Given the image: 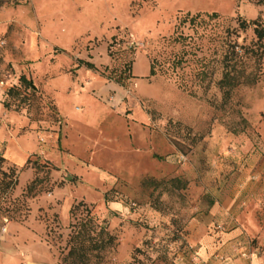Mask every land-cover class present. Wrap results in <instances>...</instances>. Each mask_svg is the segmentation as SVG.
I'll list each match as a JSON object with an SVG mask.
<instances>
[{"label": "rangeland", "instance_id": "1", "mask_svg": "<svg viewBox=\"0 0 264 264\" xmlns=\"http://www.w3.org/2000/svg\"><path fill=\"white\" fill-rule=\"evenodd\" d=\"M1 1L0 264H61L80 202L116 236L102 264L192 262L215 201L264 160V50L244 59L256 83L229 96L219 84L229 44L255 40L240 21L264 20V4ZM38 245L45 253L31 252Z\"/></svg>", "mask_w": 264, "mask_h": 264}, {"label": "crops", "instance_id": "2", "mask_svg": "<svg viewBox=\"0 0 264 264\" xmlns=\"http://www.w3.org/2000/svg\"><path fill=\"white\" fill-rule=\"evenodd\" d=\"M8 142L9 156L24 163L27 149L19 140L10 138ZM238 174V181L228 185L225 199L215 201L193 260L187 264H264V160ZM24 233L33 242L41 240L34 232ZM34 251L45 253L46 248L38 245L31 249ZM41 264H49L48 259Z\"/></svg>", "mask_w": 264, "mask_h": 264}, {"label": "trees", "instance_id": "3", "mask_svg": "<svg viewBox=\"0 0 264 264\" xmlns=\"http://www.w3.org/2000/svg\"><path fill=\"white\" fill-rule=\"evenodd\" d=\"M12 1V0H7ZM258 4H264V0H256ZM14 4H20L23 0H13ZM3 1L0 0V5ZM217 13H212L211 18L217 17ZM199 15H194L190 18V22L194 21ZM189 16L181 19V23H187ZM239 26L242 30L252 28L255 40L252 46H245L244 49H238L236 43H230L226 56L230 57L234 62L232 65L226 64L223 77L219 84L226 88V95L235 87L241 84H254L258 81L259 75L256 71H247L244 64L245 58L253 57L256 61H261L264 50V20L258 17L253 20L243 19ZM175 37L174 40H179ZM227 58V57H226ZM227 60V59H226ZM89 67H94L93 63H87ZM231 64V63H230ZM158 72L156 67V59L151 61V75L154 76ZM22 85L25 88L36 89L34 83L28 80L25 76L20 78ZM10 92H19V89L14 87ZM7 175L6 171H3ZM72 222L70 223V234L67 240L66 247L61 255V264H102L104 261L105 252L114 248L116 245V236L109 229L105 221H101L92 210L84 203L80 202L73 205L70 210ZM141 250V249H137ZM150 261V263H149ZM149 261L134 258L133 261L127 264H156L155 260L149 257Z\"/></svg>", "mask_w": 264, "mask_h": 264}, {"label": "built area", "instance_id": "4", "mask_svg": "<svg viewBox=\"0 0 264 264\" xmlns=\"http://www.w3.org/2000/svg\"><path fill=\"white\" fill-rule=\"evenodd\" d=\"M127 44L129 47L131 48H141L143 46V43L140 42V41H137L136 39L134 38H131L130 40L127 41Z\"/></svg>", "mask_w": 264, "mask_h": 264}]
</instances>
